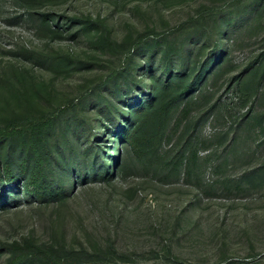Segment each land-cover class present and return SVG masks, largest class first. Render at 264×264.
Wrapping results in <instances>:
<instances>
[{"label":"rangeland","instance_id":"1","mask_svg":"<svg viewBox=\"0 0 264 264\" xmlns=\"http://www.w3.org/2000/svg\"><path fill=\"white\" fill-rule=\"evenodd\" d=\"M39 118L38 193L1 129ZM25 251L264 264V0H0V264Z\"/></svg>","mask_w":264,"mask_h":264},{"label":"trees","instance_id":"2","mask_svg":"<svg viewBox=\"0 0 264 264\" xmlns=\"http://www.w3.org/2000/svg\"><path fill=\"white\" fill-rule=\"evenodd\" d=\"M166 88L167 86L164 87V89L162 88L161 91L165 90ZM143 110H144L143 106L137 107V111L135 114L137 115V119L132 121V124L134 126H132L131 128L132 130L129 137V138H133L132 142H134V145L138 149H141L140 146L141 134H136V133H139L140 128L144 122L143 120L142 121L140 120V113ZM50 123H51L50 119L45 120L39 118L23 123L21 124V126L9 124L5 126L3 129H1L3 135L20 138L22 139V141H26L30 145V148H28V153H27L28 157L26 159L24 158L22 166L23 169L27 170L31 165L30 167L32 169V173L29 182H27V186L31 184H35L36 186L35 189L38 193L40 192L41 189H45L46 181L44 180V177L48 175L45 171V167L43 166V162L45 160L44 159L45 154L43 153L42 149L37 145V143L39 142V141L37 142V140L39 138L41 139L46 138L45 128ZM31 161L32 163L30 164ZM4 169L6 170V174L8 178L11 179L10 177L11 167L9 163L4 164ZM49 191L51 192V194L57 193V190L55 191V189L53 188H50ZM30 254H31L30 252H26V251L20 252L11 259L10 264H19L23 260L27 259L30 256Z\"/></svg>","mask_w":264,"mask_h":264}]
</instances>
